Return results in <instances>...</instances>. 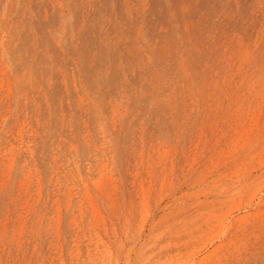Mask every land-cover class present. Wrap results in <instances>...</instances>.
I'll list each match as a JSON object with an SVG mask.
<instances>
[{
	"label": "rangeland",
	"instance_id": "obj_1",
	"mask_svg": "<svg viewBox=\"0 0 264 264\" xmlns=\"http://www.w3.org/2000/svg\"><path fill=\"white\" fill-rule=\"evenodd\" d=\"M0 264H264V0H0Z\"/></svg>",
	"mask_w": 264,
	"mask_h": 264
}]
</instances>
